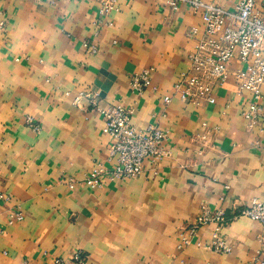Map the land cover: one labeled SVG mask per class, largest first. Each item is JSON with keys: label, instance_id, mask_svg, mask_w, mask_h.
I'll return each instance as SVG.
<instances>
[{"label": "crops", "instance_id": "crops-1", "mask_svg": "<svg viewBox=\"0 0 264 264\" xmlns=\"http://www.w3.org/2000/svg\"><path fill=\"white\" fill-rule=\"evenodd\" d=\"M205 1L229 11L239 2ZM101 13L96 0H0V193L11 197L0 202V264H54L79 252L87 264H257L259 222L242 217L224 229L227 255L197 245L210 243L214 226L188 247L180 235L203 205L232 217L264 202V149L254 146L264 122L250 131L243 117L254 101L236 76L245 65L233 60L208 98L184 103L174 87L203 36L201 12L118 0ZM148 69L151 86L133 93L131 78ZM111 106L131 109L138 131H166L169 156L93 190L86 176L115 165L98 110ZM16 212L25 219L12 224Z\"/></svg>", "mask_w": 264, "mask_h": 264}, {"label": "built area", "instance_id": "built-area-1", "mask_svg": "<svg viewBox=\"0 0 264 264\" xmlns=\"http://www.w3.org/2000/svg\"><path fill=\"white\" fill-rule=\"evenodd\" d=\"M82 1V0H50ZM102 3L103 15H109L118 9V0H96ZM167 6L178 12L182 5L189 6L195 12H201L204 22L203 36L197 39L195 50L189 56L190 68L180 75L174 87L176 95L184 103L194 102L198 98H208L217 85H222L229 74L230 63L238 59L245 65L244 70L236 72L240 89L253 95L254 101L243 111V117L250 131L264 122V10L259 9L264 0H239L234 11L226 10L215 2L205 0H166ZM89 48V47H87ZM92 53L94 47L89 49ZM154 70H144L131 78L133 93L143 95L151 86V74ZM91 103L97 106V96L92 95ZM171 97H166L168 105ZM77 103L79 101H76ZM105 123L104 133L113 139L110 147L109 161L112 168L99 165L89 173L84 183L93 190L102 189L106 180L123 181L141 177L147 163L158 164L169 152L165 149L168 133L154 125L146 131H138L132 124L133 111L123 106L98 108ZM29 127L41 131V127L28 119ZM264 134V128H262ZM255 147L264 149V141H256ZM73 188V185L71 186ZM11 197L0 193V202H10ZM248 218L264 226V202L253 200L245 207L228 217L220 208L211 210L203 205L195 221L182 229L181 247L196 243L199 233L214 226L210 233V243L199 247L213 250L220 255L230 254L232 247L224 238V229L234 220ZM25 215L16 212L11 216V223H21ZM262 250H264V238ZM88 260L81 252L75 253L70 261L56 259L54 264H87ZM257 264H264V258Z\"/></svg>", "mask_w": 264, "mask_h": 264}]
</instances>
